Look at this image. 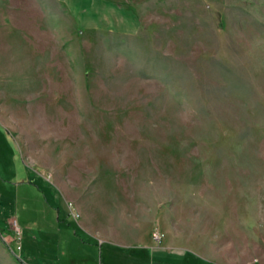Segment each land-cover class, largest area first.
<instances>
[{
	"label": "rangeland",
	"instance_id": "obj_1",
	"mask_svg": "<svg viewBox=\"0 0 264 264\" xmlns=\"http://www.w3.org/2000/svg\"><path fill=\"white\" fill-rule=\"evenodd\" d=\"M107 1L0 9V264H264V0Z\"/></svg>",
	"mask_w": 264,
	"mask_h": 264
},
{
	"label": "crops",
	"instance_id": "obj_2",
	"mask_svg": "<svg viewBox=\"0 0 264 264\" xmlns=\"http://www.w3.org/2000/svg\"><path fill=\"white\" fill-rule=\"evenodd\" d=\"M58 1L63 4V6L67 9V12L72 14H81L84 16L85 20L88 19V17H92L100 13L111 12L109 11L110 9H108L110 7H115L114 10L112 11L114 14H117L118 12H121L123 14L126 13V11L124 10H118L117 6L114 5L111 6L109 1L107 0H58ZM4 3L5 0H0L1 11L5 6ZM103 7H105L106 9H102ZM4 11L5 10H3L2 12ZM136 248H138L137 252L135 253L131 252L132 254L125 253V255H129L131 258H134L135 260H139L140 262H144L145 264H183L182 254L184 255V249L179 250V249H175L172 246L154 247V246L142 245V246L130 248V250ZM186 261L188 260L186 259ZM213 263L215 264V262Z\"/></svg>",
	"mask_w": 264,
	"mask_h": 264
},
{
	"label": "built area",
	"instance_id": "obj_3",
	"mask_svg": "<svg viewBox=\"0 0 264 264\" xmlns=\"http://www.w3.org/2000/svg\"><path fill=\"white\" fill-rule=\"evenodd\" d=\"M152 237H153V239H154L156 242L160 243V242H162V240L165 238V233H164V232H160V231H154V232L152 233ZM17 240H18V238H16V241H17ZM17 248H18V249H21V244L17 245Z\"/></svg>",
	"mask_w": 264,
	"mask_h": 264
}]
</instances>
